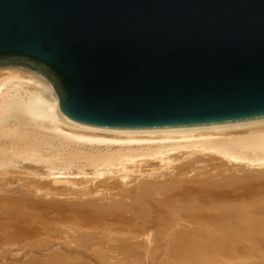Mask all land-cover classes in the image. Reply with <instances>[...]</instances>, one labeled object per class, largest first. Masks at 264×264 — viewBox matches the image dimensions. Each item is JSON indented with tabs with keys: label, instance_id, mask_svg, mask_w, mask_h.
<instances>
[{
	"label": "bare ground",
	"instance_id": "bare-ground-1",
	"mask_svg": "<svg viewBox=\"0 0 264 264\" xmlns=\"http://www.w3.org/2000/svg\"><path fill=\"white\" fill-rule=\"evenodd\" d=\"M0 201L28 245H173L205 261L264 245V118L85 125L45 77L0 67Z\"/></svg>",
	"mask_w": 264,
	"mask_h": 264
},
{
	"label": "water",
	"instance_id": "water-1",
	"mask_svg": "<svg viewBox=\"0 0 264 264\" xmlns=\"http://www.w3.org/2000/svg\"><path fill=\"white\" fill-rule=\"evenodd\" d=\"M61 112L142 129L264 118V0H0V67Z\"/></svg>",
	"mask_w": 264,
	"mask_h": 264
},
{
	"label": "rangeland",
	"instance_id": "rangeland-1",
	"mask_svg": "<svg viewBox=\"0 0 264 264\" xmlns=\"http://www.w3.org/2000/svg\"><path fill=\"white\" fill-rule=\"evenodd\" d=\"M20 220L0 206V264H264V245H227L207 261L181 255L173 245H132L130 251L118 245H28L22 236L10 235Z\"/></svg>",
	"mask_w": 264,
	"mask_h": 264
}]
</instances>
